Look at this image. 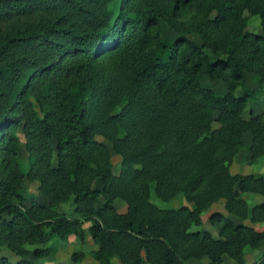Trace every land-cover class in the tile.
Here are the masks:
<instances>
[{
    "label": "trees",
    "instance_id": "16d2710c",
    "mask_svg": "<svg viewBox=\"0 0 264 264\" xmlns=\"http://www.w3.org/2000/svg\"><path fill=\"white\" fill-rule=\"evenodd\" d=\"M246 74L264 102V0H0V264H43L28 259L48 254L36 246L85 233L99 264H264V201L245 198H264V178L229 172L245 133L250 160L264 155V112L242 118L255 97ZM19 128L47 206L24 205ZM178 195L192 207L151 201ZM220 200L249 224L214 212L215 238L201 214ZM246 248L260 250L252 263Z\"/></svg>",
    "mask_w": 264,
    "mask_h": 264
},
{
    "label": "rangeland",
    "instance_id": "374dc122",
    "mask_svg": "<svg viewBox=\"0 0 264 264\" xmlns=\"http://www.w3.org/2000/svg\"><path fill=\"white\" fill-rule=\"evenodd\" d=\"M161 28V36L163 39H174L176 34L172 31L170 27H168L163 21L160 22ZM247 30L252 33L261 34L260 23L258 17H249L248 28ZM191 40L200 44V40L195 36H189ZM204 52L209 56L213 57L208 50H204ZM201 86L206 89L212 90L216 95H224L227 92L226 84L222 81H212L206 76L201 78ZM245 84L248 88L252 89L255 92V97L250 99L247 102L246 108L242 113V118L244 120H249L252 117L260 115L264 112V102L263 95L259 91L257 83L254 81L253 76L251 74L245 75ZM241 90L238 88L235 92V95H240ZM16 134L19 138V146H20V160L19 167L23 178L21 180V195L24 200V205L26 207H30L33 202L38 203L43 206H47V200L39 194L38 191V183L36 181H29L27 178V173L29 171V160L28 154L24 148V139L21 134V129L16 130ZM100 142H104L108 148L111 163L113 165L114 173L118 174L120 169L121 158L112 150L111 145L108 142L103 141L101 137L96 138ZM252 136L250 133H245L242 139V146L239 149L236 156L233 158L231 165L229 166V172L231 174H240L247 175L253 174L256 177L264 178V155L257 158L256 160H250V154L248 153V148L251 146ZM151 201L158 206L159 208L166 209L168 206H172L174 208H179L181 206H186L191 208L192 205L189 204L182 196L178 195L175 199L171 201L170 204L166 202H162L157 200L154 196L151 197ZM249 208L254 205L259 204L264 201V198L260 195H254L253 198L247 199ZM102 202V200H101ZM224 200H220L218 203L211 205L209 209L204 211L201 214L202 220V228L208 232H210L215 238H218V231L215 226L210 224V215L214 212H220L223 215L232 218L236 222H241L243 224H249L248 221H241L233 215H229L226 213L224 209ZM114 207L116 208L118 213L126 212V204L122 200H116L114 202ZM63 208H67V206H63ZM87 224L84 225V229L86 230ZM255 229L264 230V221L258 222L254 224ZM37 248L46 250L49 252L43 258L36 260L32 256H29L28 259L34 263H43V264H99L94 259V253L98 250L97 245L92 241L91 237L88 233H85L84 238L79 240L76 237H69L66 240H60L56 237L51 238L44 244L36 246ZM34 246H26V249L32 250L36 248ZM264 246L260 249L263 250ZM259 250V251H260ZM246 252L249 254L247 256L248 263H252L255 259V256L258 253L257 251H250L246 248ZM1 255L8 258L11 263H14L20 260L19 257L13 255L9 250L4 248L1 252ZM73 257L79 259V262H76ZM114 264H120L117 259L113 260ZM209 261L207 258H202L201 261L189 260L188 264H208ZM223 264H232L230 260L225 259Z\"/></svg>",
    "mask_w": 264,
    "mask_h": 264
},
{
    "label": "crops",
    "instance_id": "0c3cea01",
    "mask_svg": "<svg viewBox=\"0 0 264 264\" xmlns=\"http://www.w3.org/2000/svg\"><path fill=\"white\" fill-rule=\"evenodd\" d=\"M251 174V173H250ZM250 174H247V175H250ZM245 198H246V200L247 199H249V198H253V195H245ZM261 203V202H260ZM257 230V229H256ZM257 231H263L262 229H258ZM264 250V249H263ZM258 253H259V251H258ZM258 253H257V255H258ZM249 254L246 252V260H247V256H248ZM256 255V256H257ZM255 256V257H256ZM248 261V260H247Z\"/></svg>",
    "mask_w": 264,
    "mask_h": 264
}]
</instances>
